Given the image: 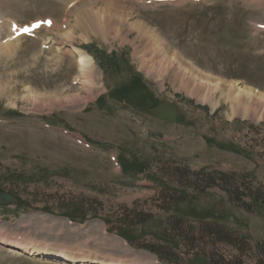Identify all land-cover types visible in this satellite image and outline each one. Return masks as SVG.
<instances>
[{"label":"rangeland","instance_id":"rangeland-1","mask_svg":"<svg viewBox=\"0 0 264 264\" xmlns=\"http://www.w3.org/2000/svg\"><path fill=\"white\" fill-rule=\"evenodd\" d=\"M69 1L0 0V47H9L0 50V192L18 199L0 204V234L101 262L202 264L195 241L186 247L157 234H169L168 224L186 216L196 248L211 250L197 221L216 219L247 235L252 249L244 261L256 264L264 208L250 213L241 200L233 205L229 192L199 183L194 172L222 171L234 174V186L247 177L264 188V0ZM45 17L57 31L51 25L37 37H10L11 20ZM69 20L68 40L59 33ZM61 45L92 56L91 84ZM137 75L144 87L135 91L128 86ZM212 81L220 85L209 93ZM235 82L263 101L237 100L229 89ZM167 100L186 115L184 124L147 112ZM144 162V173H122L123 163L141 170ZM165 190L180 202L167 204ZM53 254L0 243V264H74Z\"/></svg>","mask_w":264,"mask_h":264},{"label":"trees","instance_id":"trees-1","mask_svg":"<svg viewBox=\"0 0 264 264\" xmlns=\"http://www.w3.org/2000/svg\"><path fill=\"white\" fill-rule=\"evenodd\" d=\"M115 65L117 64L115 63ZM139 85L142 88L144 87L140 75H137L135 79H132V83L128 87L132 86L136 91ZM123 88L125 89V87ZM128 92L129 94H133V91H128ZM121 93H124V95H126L125 90H121ZM131 166L134 167L135 164L134 166L133 165ZM147 166H148L147 163L144 162L143 168H141V170L138 169L135 170L143 172L147 169ZM129 169H131V167H129L128 164L125 163L123 171L128 172L130 171ZM206 170L207 169L202 168L194 172V175L199 178L197 179L199 183L203 184V183L211 182L210 184L212 186L217 185L221 187L225 192H229L230 196L232 197V201L228 199L230 203L234 205V203L236 204L238 200H241L242 205L240 208L250 213H253L261 208H264V188L261 187L260 185L254 186L253 184L247 181V177L245 178L242 177V179H244V182L237 184L239 186L237 187L234 186L235 182L233 180V177L231 176L234 174L224 173L222 171H212L206 173ZM164 184H165V188L163 189H168V187L166 186L167 182L166 183L164 182ZM175 194L165 190L160 195L167 204L170 203V205H172L175 204V202H180L179 200H181V197L175 196ZM182 195L185 196V193ZM189 197L192 198L193 196H189ZM185 200H187V198ZM148 218L149 217L147 215L144 216L141 220H148ZM175 218H177V216H175ZM184 219H188V217L180 216L179 219H174V222H170L168 224L169 234L163 232L161 235L157 234V238L167 242L169 241L172 244V242H174V239L179 237L182 240H184L182 243L183 245L185 244L186 247L193 245L195 241V249L198 250L195 251V259L196 262L202 261L201 262L202 264H246V262L244 261V256H246L249 252H251L252 247L251 244H249V240L247 236L242 234L239 230L230 226L226 227L214 219L213 221H208V222L202 220L197 221L198 224L200 225L204 223L202 225V229L200 228V231L204 235V237H207L209 240L212 241L213 247L211 250H207L206 246H204L203 248L200 247L196 248L197 247L196 241L199 239L195 238V227L194 226L189 227V225L184 227L186 222V221L184 222ZM129 223L130 222L125 220L123 222V225L121 224V226L128 227ZM123 237L129 239L130 241L134 239L133 236L129 234V231L126 232L123 231ZM164 245H167V243ZM222 245L232 247L233 249L239 251L241 256L240 257L226 256V254L223 252V249L221 248ZM158 248L159 247L156 246V249ZM151 250H155V249L151 248ZM257 251H258V255L256 256L257 257L256 264H264V242H259L257 244Z\"/></svg>","mask_w":264,"mask_h":264},{"label":"bare ground","instance_id":"bare-ground-1","mask_svg":"<svg viewBox=\"0 0 264 264\" xmlns=\"http://www.w3.org/2000/svg\"><path fill=\"white\" fill-rule=\"evenodd\" d=\"M71 1V0H70ZM69 1V2H70ZM74 6V5H73ZM77 7V6H76ZM75 7V8H76ZM81 7V6H80ZM83 8V7H82ZM73 9V8H72ZM90 9V8H89ZM76 10H73V11H71L70 13L73 15V13L75 12ZM96 11V10H95ZM91 13V12H90ZM99 14V13H98ZM123 14V13H122ZM77 15V14H76ZM81 15H83V14H81ZM91 16V15H90ZM76 17V16H75ZM102 18H103V16H102ZM78 19V18H77ZM98 19V18H97ZM100 19V18H99ZM74 20V19H73ZM82 20V19H81ZM93 20V19H92ZM102 20H104V19H102ZM70 21V27L66 30V31H62L61 33H59L61 36H65L68 40H69V38H71V37H73V35H74V30L72 29V23H71V20H69ZM76 21V20H75ZM75 21H73L74 23H75ZM101 21V20H100ZM55 22V21H54ZM104 22V21H103ZM103 22H102V25H103ZM109 22V21H108ZM78 23V22H77ZM98 24V23H97ZM127 24V23H126ZM136 24V23H135ZM140 24V23H139ZM138 24V25H139ZM53 25V24H52ZM93 25V24H92ZM141 25V24H140ZM54 26V31L56 30L57 31V26H55V25H53ZM59 26V25H58ZM112 26V25H111ZM95 27V26H94ZM113 27V26H112ZM140 27V26H139ZM141 27H144V26H141ZM147 27V26H146ZM96 28V27H95ZM106 28V27H105ZM115 28V27H114ZM108 29V28H107ZM106 29V30H107ZM119 29V28H118ZM140 29V28H139ZM144 29V28H143ZM147 30V29H146ZM49 31H50V29H49ZM142 31V30H141ZM148 31V30H147ZM130 32V31H129ZM140 32V31H139ZM150 32V31H149ZM143 33V32H142ZM143 35V34H142ZM141 35V36H142ZM153 36V35H152ZM155 37V36H154ZM144 38V37H143ZM127 39V38H126ZM151 39H153V38H151ZM156 39V38H155ZM88 40V39H87ZM158 40V39H157ZM151 41V40H150ZM64 42V41H63ZM158 43V42H157ZM7 44V43H6ZM14 43L13 42H11L10 43V45H13ZM8 45V44H7ZM159 45V44H158ZM157 45V46H158ZM9 46V45H8ZM15 45H13V47H14ZM62 47H61V49H63V52L64 53H71V55H72V58H75V59H77V62H78V65H79V67H80V71H81V74H82V76L83 77H81V78H84V79H86V78H88V82H90L89 80H90V74L92 75V69H93V67H94V60H93V58H92V56L90 55V54H87V52H85V51H83L82 49H70V46H67V45H61ZM159 46H161V44L159 45ZM11 47V46H10ZM9 47H7L6 45H4V46H2V48L0 47V50L2 51V50H6V49H8ZM60 48V47H59ZM157 48V47H156ZM11 49V48H10ZM13 49V48H12ZM158 49V48H157ZM160 49V48H159ZM164 49V48H163ZM156 50V49H155ZM152 51H154L153 50V48H152ZM160 52V51H159ZM162 52V51H161ZM158 53V52H157ZM173 57V56H172ZM163 58V57H162ZM167 58V57H166ZM158 59V58H157ZM164 59V58H163ZM47 60V59H46ZM161 60V59H160ZM170 60V59H169ZM172 61V60H171ZM178 60H176V62H177ZM180 61H182V60H180ZM159 62H161V61H159ZM164 62V61H163ZM175 62V63H176ZM165 63H167V62H165ZM172 63V62H171ZM181 62H179V64H180ZM153 64V63H152ZM165 65V64H164ZM160 66V65H159ZM185 66V65H184ZM182 68V67H181ZM183 69H186V68H183ZM183 69H180L181 71H180V73L181 72H183V74L187 77V76H190V73H191V71H185V70H183ZM186 70H188V69H186ZM175 72V74H177V71H174ZM192 76H195V73H192L191 74ZM198 77V76H197ZM199 78V77H198ZM180 79V78H179ZM205 79V78H204ZM208 79V78H207ZM211 79V78H210ZM189 80V79H188ZM202 80H203V78H202ZM190 81V80H189ZM205 82H206V80H204ZM204 82V83H205ZM209 82H211V81H209ZM92 82H90V84H91ZM193 83V82H192ZM200 83H202V82H200ZM213 83V81H212V85H207V92H209V93H211V91L212 90H215V89H217L218 90V85H220V84H218L217 83V81H216V84H214ZM1 85V84H0ZM225 85V84H224ZM200 86H202L201 84H200ZM223 86V85H222ZM243 84H240V83H236L235 82V84H233V83H230V87L231 88H229V89H232V93H233V97H235L237 100H239L240 102H245V101H247V102H251V103H253V102H255V99L257 98L258 99V102L261 100V101H263V98H261V97H259L258 95H256V94H254L251 90H247L246 88H243ZM2 88H3V85L2 86H0V90H2ZM220 89V88H219ZM222 89V88H221ZM88 90V89H87ZM5 91V90H4ZM6 92V91H5ZM227 92V91H226ZM35 93V92H34ZM7 94V93H6ZM229 94V93H228ZM8 243V244H10V245H13V246H16V247H20L22 250H24V251H28L29 253H31V254H33V255H43V256H45L46 257V255L45 254H52L53 252H54V254H53V256H55L56 254H63V255H61V257L60 258H62L64 261H68V262H71V263H74V264H76V263H79L80 261H85V260H88L90 263L89 264H128V263H124V262H114V261H110V260H108L107 262H101L102 261V259L100 258V259H98V260H93V258H91V257H86V256H72V252H71V250H69L68 251V253H67V255L66 254H64L63 252L64 251H62V249L60 250V249H55V247H49V246H45V245H32V243H26V242H21L20 240H18V239H9V237H7L6 235H4V234H0V243Z\"/></svg>","mask_w":264,"mask_h":264},{"label":"water","instance_id":"water-1","mask_svg":"<svg viewBox=\"0 0 264 264\" xmlns=\"http://www.w3.org/2000/svg\"><path fill=\"white\" fill-rule=\"evenodd\" d=\"M150 111L155 114L156 116L166 119L170 122L177 120V122H184L185 117L183 114L179 113L178 108L176 105L172 104L171 102H164L157 107L150 109ZM0 202L1 203H10V202H17V199L10 195L9 193L3 192L0 193Z\"/></svg>","mask_w":264,"mask_h":264},{"label":"snow or ice","instance_id":"snow-or-ice-1","mask_svg":"<svg viewBox=\"0 0 264 264\" xmlns=\"http://www.w3.org/2000/svg\"><path fill=\"white\" fill-rule=\"evenodd\" d=\"M41 23H44V22H41ZM47 23H51V21H47ZM37 26H39V25H37ZM27 30V29H26Z\"/></svg>","mask_w":264,"mask_h":264}]
</instances>
